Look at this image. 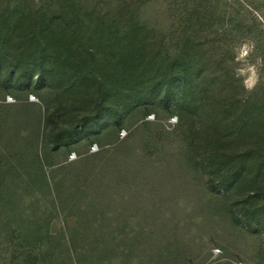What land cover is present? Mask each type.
<instances>
[{
  "label": "trees",
  "instance_id": "trees-1",
  "mask_svg": "<svg viewBox=\"0 0 264 264\" xmlns=\"http://www.w3.org/2000/svg\"><path fill=\"white\" fill-rule=\"evenodd\" d=\"M1 1L0 81L41 105L0 101V138L28 115L34 125L29 145L0 146V264H188L183 241L148 220L155 211L144 224L108 206L65 212L42 163L41 142L69 145L141 105L177 113L187 166L232 194L235 220L264 247V89L248 90L228 63L215 0ZM61 213L76 217L72 234L51 229Z\"/></svg>",
  "mask_w": 264,
  "mask_h": 264
},
{
  "label": "rangeland",
  "instance_id": "rangeland-1",
  "mask_svg": "<svg viewBox=\"0 0 264 264\" xmlns=\"http://www.w3.org/2000/svg\"><path fill=\"white\" fill-rule=\"evenodd\" d=\"M149 2L158 5L156 0ZM1 3L12 5L16 0ZM38 3L26 0L31 6ZM214 4L221 13L217 19L222 29L216 37L233 50V61L230 52L228 63L248 90L260 86L263 91L264 0H215ZM4 84L0 81V101L11 106L29 102L41 105L31 89L11 91ZM29 110L28 106L18 111L21 120L33 114ZM172 116L176 117L173 123L169 122ZM30 118L28 115L27 123L25 120L8 128L9 133L4 130L0 146L5 139L29 145L34 127ZM145 119L148 124L141 126ZM178 123L175 111L141 105L128 113L122 124L101 126L95 134L85 133L69 145L47 149L41 142L42 163L53 173L51 183L59 195V206H65V212L70 206H108L104 209L108 214L120 208L143 224L147 220L144 214L155 211L159 218L148 220L154 228L168 230V236L183 241L188 264H264L263 235L235 220L230 206L232 194L225 193L220 185L213 189L207 186L204 174L187 166L186 141L173 132ZM93 143L97 144L96 151H90ZM76 221L75 216L61 213L52 220L51 229L72 234L70 225Z\"/></svg>",
  "mask_w": 264,
  "mask_h": 264
},
{
  "label": "built area",
  "instance_id": "built-area-1",
  "mask_svg": "<svg viewBox=\"0 0 264 264\" xmlns=\"http://www.w3.org/2000/svg\"><path fill=\"white\" fill-rule=\"evenodd\" d=\"M175 119H176V117L172 116L171 119L169 120V122H172L173 123V121H175ZM120 134L123 135L124 134V131H122ZM97 149H98V147H97V144L96 143L91 144L90 151H96Z\"/></svg>",
  "mask_w": 264,
  "mask_h": 264
}]
</instances>
